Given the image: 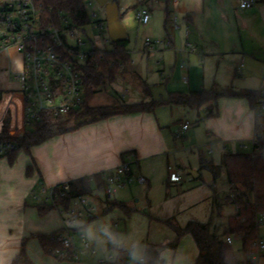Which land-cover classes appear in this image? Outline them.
I'll use <instances>...</instances> for the list:
<instances>
[{
	"label": "rangeland",
	"instance_id": "374dc122",
	"mask_svg": "<svg viewBox=\"0 0 264 264\" xmlns=\"http://www.w3.org/2000/svg\"><path fill=\"white\" fill-rule=\"evenodd\" d=\"M202 1L118 0L120 20L128 35L124 44L131 52L130 64L123 69L126 70L125 73L116 75L112 83L98 89L90 105L115 107L122 102L131 104L147 100H165L171 93L187 94L203 89H214L218 94H224L215 105L216 115L207 117V105L195 109L181 105H165L154 109L156 117L167 123L165 131L171 136L173 148L168 157L140 165L141 172L136 164L131 162L132 181L117 191L124 198L120 203L125 202V207L132 209L130 213L112 204H101V214L98 213L99 207L95 213H88L81 202L75 200L70 210L80 211L82 215L73 224L65 221L66 211L62 208H54L45 215H40L37 205L51 204V201L46 199L50 198L55 186H49L45 180H41L42 173L35 161L37 170L32 175L26 174L25 167L24 182L31 185L25 198L27 207L23 215L20 217L17 215L13 223H17L16 232H21L19 228L21 226L24 237L29 238L27 252L34 264H112L116 261L121 248L129 250L132 249L131 245L137 246L143 240L149 243V239L152 238L157 239L162 245L172 242L175 231L170 224L184 226L188 221L209 224L212 232L217 230L218 233H223L226 217L233 214L235 209L231 205H222L220 215L217 214L213 195L223 199L228 191L223 168L224 154L252 152L256 127L255 111L241 93L258 91L263 80L264 50H261L263 47L261 43L264 39V25L259 17L254 18L255 22L243 21L239 16L240 9L234 7L232 0H223L222 6L219 0H204L209 10L205 16H201ZM259 4L255 3L254 6ZM85 6L89 23L73 28L76 36L69 42L73 46L82 42L84 45L79 47L81 54L90 52L94 47L111 50L113 43L107 29L106 8L101 7L96 0H85ZM141 9L150 12L151 19L146 26L139 24L135 19L137 11ZM189 9L193 13V21L190 22L186 18ZM167 19V27L172 26L175 32L174 37L171 36L173 44L171 46L163 44L149 51L143 49L146 38L152 41L160 40L163 43L168 41L165 29ZM175 20H178V23ZM99 22L105 24L103 30L97 28ZM193 31L190 39L189 34ZM7 60L9 65L0 74V78H5L9 82L8 90H20L15 75L21 71L22 57L12 47L9 49ZM125 90L130 94L122 99ZM230 93L234 95H229ZM244 103L251 112L250 120L247 122L243 118L238 120L236 114ZM223 107L225 113L221 117ZM21 111L17 91L10 92L7 97L4 94L0 97V120L9 116V113L14 118L21 119L23 118ZM187 122L191 129L185 133L186 137L175 140L174 133L180 128L181 123ZM76 124L74 120L70 121V126L75 127ZM208 130L211 135H208ZM243 135L244 141L236 144L230 141L226 144L227 148L223 149V144L220 149L211 146L214 143L219 144L224 138L232 139ZM31 158L34 159L33 150ZM200 158L212 161L216 167L215 192L209 187L213 184L214 176L208 169L201 168ZM2 159L6 160L10 168L18 167L24 159L31 160L24 152L18 153L13 164H9L7 158ZM168 166L183 174L186 183L182 187H167ZM189 171H196L200 177L193 179ZM139 172L149 184L142 183L136 178ZM6 182L7 178H4L0 171V192L1 186ZM195 187L203 191L204 199L175 215L173 211L181 194ZM95 196L104 198L102 193L95 192ZM86 199L88 202L94 201L92 197L87 196ZM60 228L65 231L64 234L66 232L70 234L71 241L76 247L77 260H59L46 253L38 240L31 237V234L37 232L50 234ZM82 235L91 246L89 251L83 249ZM258 236L264 241V223L259 227ZM233 248L240 258L241 242L234 240ZM176 249L175 252L164 249L163 257H166L170 264H193L196 248L190 235L183 236ZM110 256L113 260L108 259ZM133 259L137 258L129 256L128 264H131ZM257 264H264V256L258 259Z\"/></svg>",
	"mask_w": 264,
	"mask_h": 264
},
{
	"label": "trees",
	"instance_id": "16d2710c",
	"mask_svg": "<svg viewBox=\"0 0 264 264\" xmlns=\"http://www.w3.org/2000/svg\"><path fill=\"white\" fill-rule=\"evenodd\" d=\"M113 1L118 3V0H110L109 2ZM261 1L264 2V0ZM34 2L43 17H49L55 21L59 17L66 18L71 21L72 28L89 23L85 0H34ZM124 43H113L111 50L94 47L86 57L84 65L76 67L82 74L85 86V101L79 110L66 115H55L52 111H45L31 126L26 127L24 125V130L20 135H11L9 132L10 118L9 116L6 117L3 122V139L13 144L15 149L2 158H7L9 164H13L18 153L24 152L31 159L26 166V174L30 176L37 170L34 159L31 158L32 149L52 138L78 128L81 124L107 119L119 113L152 112L155 108L165 105H181L191 109L207 105V117L216 115L215 105L220 96L224 94H218L214 89H203L187 94L171 93L167 99L161 101L150 100L131 104L122 102L115 107L91 106L90 102L98 89L107 83H112L115 76L120 73L121 66L130 64V55ZM229 95H234V93ZM241 95L248 99L252 109H255L261 99L258 91H248L241 93ZM71 120L77 123L75 127L70 126ZM80 120H83V123H79ZM255 124L256 137L253 141L252 152L229 153L223 156V168L229 189L223 199H219L215 195L213 202L219 215L222 205H231L235 209L233 214L226 217L223 233L215 234L210 231L209 224L197 221H190L182 228L170 224L176 233V238L164 247L147 244L141 256L144 259L143 264H167L161 258L159 249H176L184 235H190L196 245L197 256L194 264H253L245 258V254L254 249V243L259 238L260 219L264 216V114L260 124ZM201 161L202 167L212 172L214 180H216V167L213 162L205 159ZM101 175H94L98 186L103 184ZM65 186H68L67 190L64 189ZM94 187L89 177L59 184L53 188L54 198L51 204H39L37 210L40 215H45L54 208L69 211L73 201L81 197L91 196ZM113 206L124 209L126 213L132 212V209L121 203ZM64 232L61 229L50 234L34 233L31 234V237L36 238L41 248L46 253L51 254L52 250L63 247ZM227 236H232L234 240L241 242L240 258L237 257L233 244L230 245L226 242ZM28 239H23L21 249L11 264H34L27 254ZM127 256V249H119L115 263L127 264L125 262Z\"/></svg>",
	"mask_w": 264,
	"mask_h": 264
},
{
	"label": "crops",
	"instance_id": "0c3cea01",
	"mask_svg": "<svg viewBox=\"0 0 264 264\" xmlns=\"http://www.w3.org/2000/svg\"><path fill=\"white\" fill-rule=\"evenodd\" d=\"M219 1L221 2V6H222L223 0H219ZM258 2L260 3L258 6L257 5L253 6L247 10H240L241 12H239V16L243 21L250 20L255 22L254 18L259 17L260 18L259 20L264 25V2H262L261 0L259 1L256 0V3ZM205 3L206 2L203 0L200 6L201 16H205V14L209 10V7L205 6ZM232 3L233 5L234 4L236 5L235 0H232ZM235 8H237V6ZM192 14L193 13L191 12L190 9L187 10L186 18L187 20H189V22L193 21ZM167 21L168 19L165 21V29L167 30L166 31L167 37L168 39L169 38L172 39L171 36L174 37L175 34L174 28L172 26L167 27L166 25ZM176 23H178V20H176ZM193 34L194 31L189 34L190 39L193 36ZM261 44L263 46L261 47V50H264V39L262 40ZM128 52L130 55L131 52L129 50ZM8 53H9V49L4 51L0 56V74L3 73L6 69L5 67L9 65V61L7 60ZM125 72L126 70L124 71L121 70L119 74L121 73L123 74ZM131 73L134 74L133 70H131ZM9 86L10 84L7 80H5V78H0V97L3 94L5 95V97H7L9 96L10 92H14V91L15 92L17 91L20 96V104L22 107L21 112L23 118L21 119L14 118L9 113V118H10L9 132L11 133V135H20L24 130L23 96L20 90H14V91L8 90ZM215 110L217 111V108ZM240 110H237L236 112L238 120L243 118L245 122H247V120L249 121L251 117V112L248 108V105L246 103L242 104ZM221 113H222L221 114L222 117V115L225 113L224 107L222 108ZM5 118L0 120V130H2V125ZM165 124L167 123H165L164 121H160L156 117L154 111L147 113H137V114L119 113L107 119L89 122L88 125H86V123L81 124L78 128L61 136L52 138L49 141L45 142L44 144L33 148L32 150H33L34 161L36 162L37 167L40 169L42 173L41 180H45L49 184V186H55V187L59 184H66L75 179L90 177L97 174H106L109 171H112L118 166H120L123 162H128L129 164H131V162H134V164H136V166L140 171V165L145 163H153V161L164 158L165 156L168 157L170 152L172 151L173 142L170 138L171 136L169 134H166ZM190 129L191 127L189 128V130ZM208 135H211L209 133V130H208ZM185 137L186 136H184L183 138ZM175 140L177 139L175 138ZM244 140H245L244 135L242 137H237L232 139L224 138L221 141H219V144L214 143L211 144V146H214L216 148L218 147V149H220L219 147L223 144V149H224L227 148L226 144L230 143V141L236 144ZM253 141H254V137H253ZM201 160L202 159L200 158V163L202 162ZM29 162L30 160L24 159L23 162H21L20 165H18V167L16 166L15 168H10L7 166L6 160L0 158V171L4 174V178L5 177L7 178V182L3 186H1L2 192H0V264H11L21 249L23 239L26 238L24 237L23 228L21 226H19L21 232H16L15 227L17 223H13V221L17 217V215L20 217L26 211L27 206H26L25 198L27 197L28 190L31 185L30 183L24 182V168L27 166ZM201 168H202V163H201ZM179 169H181V167ZM140 172L136 174V178L142 177L145 179L146 184L147 183L149 184V181L145 177H143ZM190 172H195L197 174L196 171H189V175H191ZM180 175L182 177V181L176 184L170 183L168 176V181L166 182L167 187L170 186L182 187V185L186 183V180L181 172ZM199 177L200 176L198 175V177L196 178L193 177V179H198ZM216 181L217 179L214 180L213 184H210L209 186L213 190ZM213 192H215V190ZM214 196L215 194L213 195V198ZM204 197L205 194L203 193V191L196 187L193 188L192 190L183 192L181 194L180 200L175 205L173 211L174 214L176 215L180 212L188 210L190 207L195 206L197 203H200L204 199ZM112 199L114 200V202H111ZM123 199L124 198L122 197V194H119V192L114 193L111 199L108 201L104 200V198L98 197V199L95 201L97 208L99 207L98 213L101 214L102 211L101 204H107V205L119 204L120 201L123 202ZM189 222L190 221H188L184 226H186ZM174 226L181 228L184 227V226H178L177 224H174ZM150 228L152 230V227ZM61 229L62 228L58 230ZM211 229L212 228H210V231ZM222 230L224 231V227ZM213 232L215 234L220 235V233H218L217 230H214ZM174 234H175L174 238H176V233ZM167 238H172V237H167ZM142 242L145 243V247L147 244H154L161 247L167 245V244L166 245L159 244L157 239L155 240L153 238L149 239V243H146L145 240H143ZM131 246L132 247L130 248H133V246L135 245L133 244ZM164 249H169V248L159 249L161 253V258L165 260L167 264H170L169 260L166 259V257H163ZM171 250L175 252L177 249H171ZM129 256L131 255L128 254V256L125 259V262L127 264L129 263L128 262ZM196 256H197V248H196L195 257L193 259V264L195 263ZM135 258L137 259H133L131 264H137L139 257H135ZM108 259L113 260L112 256H110ZM112 264H116L115 261Z\"/></svg>",
	"mask_w": 264,
	"mask_h": 264
},
{
	"label": "built area",
	"instance_id": "2783aa9c",
	"mask_svg": "<svg viewBox=\"0 0 264 264\" xmlns=\"http://www.w3.org/2000/svg\"><path fill=\"white\" fill-rule=\"evenodd\" d=\"M235 1L240 10H247L256 3V0ZM135 19L139 24L146 26L149 24L151 16L147 9H141L137 11ZM97 28L103 30L105 24L99 22ZM75 36L76 32L71 27V21L63 17H59L56 21L49 17H43L34 0H0V56L4 51L14 47L22 57V68L15 75V79L20 84V92L23 96L24 125L26 127L37 121L40 114L45 111H52L55 115H66L83 106L85 86L82 74L76 67L84 65L89 52L80 53L79 47L84 45L82 42H79L77 46H73L69 42ZM163 44L171 46L173 39L169 38L166 43H163L160 40L152 41L150 38H146L144 49L146 51L154 50L155 47ZM124 68L125 66H121V70ZM181 68L184 67L181 66ZM258 92L261 99L254 111L255 122L260 124L264 114V77ZM128 94L129 91L125 90L122 99ZM189 128L188 122L182 124L174 133V137L177 140L182 139ZM2 130H0V158L15 149L13 144L3 139ZM168 172L170 183L176 184L182 181L179 170L169 166ZM132 177L130 164L123 162L114 170L101 175L103 183L101 186L97 185L95 176L89 177L96 189L88 197H92L94 201L88 202L87 196L77 200L81 202L88 213H95L97 210L95 201L98 199L95 192L102 193L104 200L108 201L114 193L129 184ZM138 179L145 183L144 178L138 177ZM64 189L67 190L68 186H65ZM53 198L52 190L50 198H47L46 201L52 202ZM65 213V221L69 224L79 220L82 215V212L73 210ZM260 223H264V216L261 217ZM226 242L232 245L234 238L227 236ZM81 243L84 251L90 250L91 246L83 235ZM253 247L252 251L245 254V258L253 264H257L258 259L264 256V241L258 238ZM51 254L59 260L78 259L76 247L68 232L63 236V247L52 250ZM143 263L144 259L140 257L137 264Z\"/></svg>",
	"mask_w": 264,
	"mask_h": 264
},
{
	"label": "water",
	"instance_id": "95a60500",
	"mask_svg": "<svg viewBox=\"0 0 264 264\" xmlns=\"http://www.w3.org/2000/svg\"><path fill=\"white\" fill-rule=\"evenodd\" d=\"M101 7L106 8L107 12V29L110 41L112 43H122L126 42L128 35L124 25L120 20V12L118 8V3L116 1L109 2L108 0H96ZM234 7L236 5L234 4ZM79 123H83V120H80ZM190 174L196 178L198 174L195 172H190ZM145 243L141 242L137 246L128 250V254L134 257H141L144 253Z\"/></svg>",
	"mask_w": 264,
	"mask_h": 264
}]
</instances>
